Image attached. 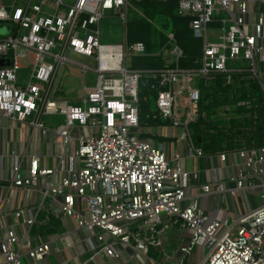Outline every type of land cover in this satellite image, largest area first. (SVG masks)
Listing matches in <instances>:
<instances>
[{
  "label": "built area",
  "instance_id": "1",
  "mask_svg": "<svg viewBox=\"0 0 264 264\" xmlns=\"http://www.w3.org/2000/svg\"><path fill=\"white\" fill-rule=\"evenodd\" d=\"M133 1L142 0H0V24L11 27L9 35L0 36V59L9 60L0 66L1 130L9 121L13 127L8 130L24 131L30 144L34 134L51 132L45 117L63 120L52 131L59 138L56 153L0 154V171L7 173L0 177V210L15 220L12 228L0 227V264H40L46 259L54 243L38 240L33 231L52 215L87 232L83 243L88 257L78 251L79 264L99 257L119 261L123 250L129 261H147L148 249L160 245L163 216L191 232L177 264H184L194 248L200 252L196 264H264V138L257 148L219 154L213 190L203 185L195 193L200 170H183L178 153L169 158L165 145L142 139L139 109L140 85L150 83L156 113H150L149 122H170L190 156L200 159L203 153L188 130L197 118L195 77L207 83L220 75L246 76L261 91L264 108L257 66L264 54V0H171L177 15L189 18L193 37L201 40V54L196 67L181 68L183 52L168 35L160 52L169 60L164 56V67L152 71L125 65L128 57L145 54L142 43H100V20L111 12L124 21L127 3ZM216 28L219 35L210 39ZM69 53L92 60L93 67L71 60ZM28 57L29 76L20 83V61ZM67 64L94 77L81 105L53 98ZM182 98L186 104L179 111L177 100ZM14 192L25 204L9 213L5 207ZM211 192L229 198L232 205L202 209L198 199ZM251 196L257 199L254 207ZM61 239L66 248L82 243L70 240L68 233Z\"/></svg>",
  "mask_w": 264,
  "mask_h": 264
},
{
  "label": "crops",
  "instance_id": "2",
  "mask_svg": "<svg viewBox=\"0 0 264 264\" xmlns=\"http://www.w3.org/2000/svg\"><path fill=\"white\" fill-rule=\"evenodd\" d=\"M145 1V0H142ZM141 1H133L132 4H128V7L131 8L134 6V3H138ZM121 20V19H120ZM132 20V19H131ZM155 20V19H154ZM122 21V20H121ZM126 17L125 20L122 21L123 26H125L126 29ZM158 21V17L157 20ZM2 25V24H0ZM5 25V24H3ZM4 32V33H3ZM0 33V35L7 36L9 32L3 31ZM100 39V37H99ZM133 43H142L139 41H130L127 36V32L122 36V42L117 44H103V45H118V44H133ZM144 45V43H142ZM165 45V44H164ZM163 45V46H164ZM145 46V45H144ZM160 53V51L158 52ZM155 53V54H158ZM148 55L145 47V54L142 56H136V57H143ZM165 56L166 60H169L168 57ZM136 57H128L125 61V65L127 68L132 70H139L137 68L133 67V59ZM31 61V58H27L26 60L22 59L20 61L23 69H27L28 62ZM92 62V60H91ZM128 62L130 63L128 66ZM9 63V60L6 59H0V66L7 65ZM257 66L260 69V72L262 74V81L264 82V54L261 56L260 61L258 62ZM260 66H263V70ZM82 72V71H81ZM83 73V72H82ZM91 76V81L89 84H87V76ZM94 85V77L91 74H84L83 73V95L84 92L87 89L93 87ZM56 93V92H55ZM57 94V93H56ZM56 94H54L56 96ZM56 99V98H55ZM56 100H62V99H56ZM66 101V100H63ZM149 104V101H148ZM154 105V103H153ZM149 110L150 113H156L155 107L151 108L149 104ZM52 121V120H49ZM54 121V120H53ZM55 122V121H54ZM51 132H48L45 135L40 134H34L32 137V140L30 144L27 143L28 135L19 129H13L10 128L8 130V127H13V124L9 121H4L2 126L6 127L3 129V131L0 128V154H8L10 151L15 150L18 154H31L32 152L39 155V156H48L56 153L58 151V144H59V138L52 132L57 126H55L53 123L47 122L46 124ZM61 125V124H60ZM59 125V126H60ZM142 127V134L141 138L154 143V144H163L166 146V155L167 157H171L172 154L175 152L179 154L180 157V166L185 171H192L195 169L200 170L199 179L197 181V184H195V190L194 192H198V188L203 185H210V189L213 190L214 183H215V173L213 170L214 168L220 167V163L217 159L216 155H202L200 159L193 158L190 156V152L188 150L187 145L185 144L182 137H179L178 130L173 129L169 122H162L161 120H155L153 123L149 121L141 122ZM168 147V148H167ZM25 164L24 167L27 168L29 166V158H25L24 160ZM49 162V164L53 165V159L48 158L46 162ZM5 164L9 165V161H5ZM1 176H7V173L0 171V177ZM198 186V187H197ZM200 191V190H199ZM194 193V194H195ZM0 195H1V188H0ZM11 202L10 204L5 207L6 211H9V213H12L14 209L17 207H22L25 203L21 200H19L17 193L14 192L11 194ZM35 200V198H34ZM33 200V201H34ZM199 206L204 210H210L213 208H216L218 206H225L232 205L231 200L229 198H221L217 194L211 192L204 194L198 199ZM35 205V204H34ZM33 206V205H32ZM3 210H0V227L8 226L11 227L15 224V220L12 215L8 214L5 215L2 213ZM57 213V212H55ZM5 215V216H4ZM4 216V217H3ZM43 219L42 214L39 216V220ZM44 221V220H42ZM40 221L38 226L34 228L33 235L37 236L38 240L40 241H53L54 247L52 248L50 254L47 256L46 259H44L40 264H79L80 259L76 256L77 252H84V258L88 257L87 253V247L85 243H83V240L87 236V232L85 230H81L75 227L74 223L70 219H62L55 217V215H52L50 219L46 222H50L52 231L51 233H44L42 229V225L45 224V222ZM21 231V228L18 230ZM68 233L70 236V240L75 241L76 243L78 241H81V244H77L76 249L73 248H66L63 240L61 239V236ZM191 238V232L190 230L183 228L180 222H169L166 216L162 217V223L158 226V240L160 242V245L156 248L150 247L148 249L147 257L148 260H142V259H134L133 261H129V256L126 251H122L120 255L119 261L112 260L109 258H96L95 261H93L91 264H132L136 260H138L141 264H158L154 260L155 257L153 255L159 254L162 261L171 260L176 261L180 260L179 256V249L183 246H186ZM58 249L60 252H54L53 249ZM198 252V254H196ZM152 253V254H151ZM200 257V252L198 249H196L195 253H191V256L185 261L188 262V264H196L197 256ZM153 259V260H152ZM184 261V263H185Z\"/></svg>",
  "mask_w": 264,
  "mask_h": 264
},
{
  "label": "trees",
  "instance_id": "3",
  "mask_svg": "<svg viewBox=\"0 0 264 264\" xmlns=\"http://www.w3.org/2000/svg\"><path fill=\"white\" fill-rule=\"evenodd\" d=\"M137 6L142 10V17L132 19L126 25L127 36L130 41H139L144 43L148 55L136 57L133 59V67L142 71H152L162 69L166 63L163 54L157 51L161 50L168 40V35H172L178 47L183 52V57L179 59L181 68L196 67L194 63L201 54V40L194 38L189 29V18L178 16L175 11L174 3L171 0H145L141 1ZM161 24V32L158 34L152 28L151 23L157 19ZM160 48V49H159ZM232 75L231 77L238 79L240 76ZM225 75L217 76L213 88L214 91L205 89L200 86L201 93L207 96L210 102L207 105L206 120L198 118L191 127L193 128V144L199 148L204 155H219L230 153L238 150H248L259 147L263 142L264 129V108L262 104V94L255 82L249 84V88L244 89L240 100L251 101L252 105L249 110L250 116L245 123L239 121L212 122L209 117V110L213 107L235 103L237 101L235 94L232 98L231 93L234 88L229 84L222 85L225 81ZM148 79V75H144V80ZM202 83V82H201ZM203 84V83H202ZM155 90L151 88L150 83L143 87L139 94V109L141 122L149 121L150 110L149 104L144 99L152 94L155 96ZM226 94L222 100H216V95ZM212 99V100H211ZM233 99V100H232ZM245 111V109H244ZM254 117V118H253ZM44 233H51L52 228L50 222L42 225Z\"/></svg>",
  "mask_w": 264,
  "mask_h": 264
},
{
  "label": "rangeland",
  "instance_id": "4",
  "mask_svg": "<svg viewBox=\"0 0 264 264\" xmlns=\"http://www.w3.org/2000/svg\"><path fill=\"white\" fill-rule=\"evenodd\" d=\"M127 4H132V3L128 2ZM142 14H143L142 10L137 6V4H134V6H132L131 8H129L127 5L126 10H125V17H126L125 25H127V23L131 19L141 18ZM156 20L157 19L153 20V22L151 23V26L155 30V32L158 34L159 32H161L162 27H161L160 22ZM9 30L11 31V27L9 25L7 24L0 25V33H2L3 31L9 32ZM125 31L127 32L120 18L111 12H107L105 14V17L102 18L99 22L100 43L101 44L121 43L122 36L125 33ZM7 34L9 35V33ZM218 35H219V30H217V28L210 31V39H216ZM0 36H3V35H0ZM158 52L159 50L157 51V53ZM68 57L77 63L88 65L89 67H93V62H91L90 59H87V58H84V57H81V56H78L72 53H69ZM129 64L130 63L128 62V66ZM235 64H238V62ZM241 65L243 66V68L247 67V64L244 62H241ZM260 67L263 70V66H260ZM29 72H30V69H25V68L17 72V77L20 83L27 81ZM86 78H87V84H89L91 81V76L88 75ZM224 80L225 81H222V85L229 84L231 85L232 88H234V92L231 93L230 97L232 98L233 97L232 95L235 94L234 96H236L237 101L235 103H231V104L227 103L226 105L211 108L209 110L210 120L212 122H227V123L233 120V121H239V123L240 122L245 123L246 120H248L250 116L249 114L250 111H246V110H249L251 108L252 102L250 101V103L248 104L247 101L240 100V98L244 92V89H247V87L249 88V84H252V83L246 76H242V78L238 77V79H235L231 76H226ZM214 82L215 80L210 81V82L207 81V83L202 84L200 80L197 77H195L193 80V86L195 85L198 87L204 86L205 89L214 91L216 88H213V87L217 85ZM142 89H143V86L140 85V92L142 91ZM200 89L201 88H199V91H200L199 102L195 109V113L197 112V118H196L197 120L198 118H200L205 121L207 117V105L210 102L208 98H211V97L208 96V98H206L207 96H204L201 93ZM55 92L57 94L55 93L56 96L54 95L53 98L66 100L70 104L75 103L77 105H81V99L83 97V73L81 72V68L78 65L67 64L62 67V69L60 70V74L57 78ZM216 96L217 97L215 99L218 101V100H222V97L224 96V94L221 93V95L219 96L216 95ZM147 97L149 99L148 101H149L150 107L153 108L154 107L153 103L155 101L154 96L150 94ZM177 101L178 103H180V109H179L180 111L182 110L181 104L185 105L186 101L183 98ZM185 119H186V115L183 114L182 121H184ZM49 120H52V121H49ZM44 122L45 124H47V122H50V123H53L55 126H59L60 124L63 123V120L59 116H47L44 118ZM194 122L195 121H192L188 128L192 141H193L194 136H193V128L191 127V125ZM169 125L171 126L170 122H169ZM262 134L264 138V129H263ZM250 198H251V201L254 207L257 204V199L255 196H251ZM195 251H196V248L193 249V253H195ZM207 252L208 251L205 250V254H207ZM196 254H198V252ZM153 257H155L156 260L154 261L157 262L158 264H177L178 263L176 261H171V260L162 261L159 254L153 255ZM199 258L200 257L198 255L196 262L199 260ZM132 264H141V263L138 260H136ZM184 264H188V262L185 261Z\"/></svg>",
  "mask_w": 264,
  "mask_h": 264
}]
</instances>
